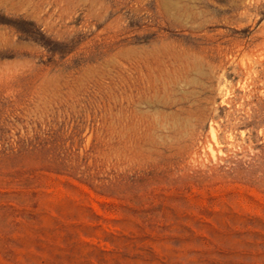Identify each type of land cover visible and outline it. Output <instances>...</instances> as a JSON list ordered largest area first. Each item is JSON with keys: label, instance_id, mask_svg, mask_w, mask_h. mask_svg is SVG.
I'll list each match as a JSON object with an SVG mask.
<instances>
[{"label": "rangeland", "instance_id": "rangeland-1", "mask_svg": "<svg viewBox=\"0 0 264 264\" xmlns=\"http://www.w3.org/2000/svg\"><path fill=\"white\" fill-rule=\"evenodd\" d=\"M0 264H264V0H0Z\"/></svg>", "mask_w": 264, "mask_h": 264}]
</instances>
